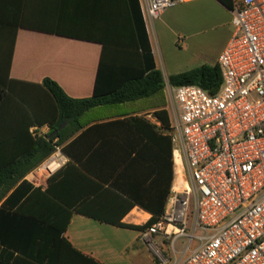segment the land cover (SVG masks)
I'll use <instances>...</instances> for the list:
<instances>
[{
    "label": "crops",
    "instance_id": "1",
    "mask_svg": "<svg viewBox=\"0 0 264 264\" xmlns=\"http://www.w3.org/2000/svg\"><path fill=\"white\" fill-rule=\"evenodd\" d=\"M137 3L155 66L163 78L168 75L165 94L160 95L168 101L170 76L217 65L232 38V10L218 0H183L157 20L146 17L142 0H0V64L20 87L43 85L44 80L52 79L73 98L108 93L123 77V66H140ZM147 99L85 113L81 129L66 143L83 174L98 182H112V176L122 174L123 184L132 194L140 191L142 182L158 177L165 185L171 182V191L175 183L181 184L170 129L156 115L166 110L170 117L173 108L160 103L158 96ZM69 177L64 188L58 189L64 198L76 201L70 217L50 201L34 200L21 206L33 189L45 191L49 186V179L37 177L33 171L25 178L33 189L19 201L10 200L0 214V234L30 236L21 234L26 221L32 223L40 216L65 222L69 217L64 237L100 264H169L154 248L153 241L159 236L79 213L76 206L84 205L90 213L110 217L117 200L87 195L83 178L79 174ZM21 207L22 215H16ZM151 218L152 214L136 206L122 222L144 225Z\"/></svg>",
    "mask_w": 264,
    "mask_h": 264
},
{
    "label": "built area",
    "instance_id": "2",
    "mask_svg": "<svg viewBox=\"0 0 264 264\" xmlns=\"http://www.w3.org/2000/svg\"><path fill=\"white\" fill-rule=\"evenodd\" d=\"M181 1L142 4L157 20ZM232 13L233 35L218 59L219 91L166 90L182 183L174 184L163 219L145 233L169 241L175 256L177 241L188 239L184 257L169 264H264V0H234ZM31 131L47 136L50 129ZM68 163L56 145L34 173L50 179Z\"/></svg>",
    "mask_w": 264,
    "mask_h": 264
},
{
    "label": "trees",
    "instance_id": "3",
    "mask_svg": "<svg viewBox=\"0 0 264 264\" xmlns=\"http://www.w3.org/2000/svg\"><path fill=\"white\" fill-rule=\"evenodd\" d=\"M218 1L230 10L234 7V0ZM135 24L137 58L140 66L135 67L132 64L120 67L124 71L123 77L108 93H96L87 98H73L52 79L44 80L43 85L20 87L18 83L8 78V71H5L4 65L0 64V205L20 185L2 204L0 214L8 207L10 200L19 201L33 189L25 178L47 160L58 145L63 147L70 162L49 179V186L45 191L42 188L33 189L21 206L34 200L50 201L57 204L60 210L66 211L70 217L71 207L77 205L76 201L64 198L58 188H64L70 175L79 174L85 186H88L87 195L94 197L107 195L117 200V206L113 208L110 217L90 213L84 205L76 206L79 208V213L97 220L105 219L110 225L144 233L163 219L172 192L171 182L165 185L158 177L151 182H142L140 191L132 194L123 184L122 174L112 176V182L106 180L98 182L83 174L76 166L69 147L66 146L67 141L81 129L80 119L91 109L136 102L165 94L166 83L162 72L155 66L139 3H137ZM169 84L174 87L195 85L210 94H216L222 85V73L218 64L203 65L170 76ZM156 115L163 122L164 128L169 130L168 111L160 110ZM45 125L50 129L47 136L32 133L33 127ZM53 134L55 135L52 137ZM105 185H109L108 188ZM136 206L152 214V218L144 225L123 223V218ZM15 214L22 215V207L16 210ZM69 217L65 222L47 220L46 217L40 216L32 217L33 222L26 221L23 225L25 231L21 233L30 236L0 234V264H100L76 250L64 237Z\"/></svg>",
    "mask_w": 264,
    "mask_h": 264
},
{
    "label": "rangeland",
    "instance_id": "4",
    "mask_svg": "<svg viewBox=\"0 0 264 264\" xmlns=\"http://www.w3.org/2000/svg\"><path fill=\"white\" fill-rule=\"evenodd\" d=\"M164 78H165V82H166V85L168 84V75L167 74H164ZM161 96H164V95H161ZM161 96L159 95L158 98L161 99ZM149 99H145V101H148ZM162 101H160V103L162 104H168L169 106H171V102L170 100L166 101L164 99V97H162L161 99ZM159 101V99H158ZM180 183H182V168H181V173H180ZM201 234V233H199ZM159 237H157L153 242H154V248L155 250H158V252L160 253L162 259L164 260V262H167V263H170L171 261H173L176 257L181 259L184 257V254L182 253L185 249V247L187 246L188 244V239L187 238H181L177 241L176 243V250L179 254H177L176 256L174 255L175 252L170 244L169 241L167 240H164L162 241L161 240V236L160 235H157ZM196 244H194L195 246Z\"/></svg>",
    "mask_w": 264,
    "mask_h": 264
},
{
    "label": "water",
    "instance_id": "5",
    "mask_svg": "<svg viewBox=\"0 0 264 264\" xmlns=\"http://www.w3.org/2000/svg\"><path fill=\"white\" fill-rule=\"evenodd\" d=\"M55 134L52 135V137L54 136Z\"/></svg>",
    "mask_w": 264,
    "mask_h": 264
}]
</instances>
